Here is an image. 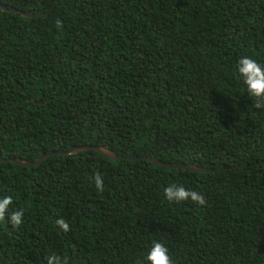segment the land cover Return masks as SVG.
Instances as JSON below:
<instances>
[{"label": "trees", "instance_id": "1", "mask_svg": "<svg viewBox=\"0 0 264 264\" xmlns=\"http://www.w3.org/2000/svg\"><path fill=\"white\" fill-rule=\"evenodd\" d=\"M55 0H0L47 12ZM60 21V26H57ZM264 65V0H59L42 17L0 9V264H264V107L237 62ZM201 167L168 169L141 159ZM103 178V191L94 178ZM204 195L164 197L170 184ZM64 219L70 231L56 224Z\"/></svg>", "mask_w": 264, "mask_h": 264}, {"label": "clouds", "instance_id": "2", "mask_svg": "<svg viewBox=\"0 0 264 264\" xmlns=\"http://www.w3.org/2000/svg\"><path fill=\"white\" fill-rule=\"evenodd\" d=\"M48 12L49 10L47 13ZM57 26H60V21H57ZM236 69L238 76L243 81L248 96L255 99V106L264 107V65H261L255 59L245 55L238 60ZM94 183L98 191L102 192L104 190L103 178L99 174L95 176ZM163 195L169 202L181 203L190 200L198 206H203L206 203L203 194L195 190H188L183 185L176 183L170 184L167 188H165ZM12 204L13 198L11 196L5 195L0 197V221L5 220L6 214L9 213V208ZM7 216L9 217L8 222L11 226L19 227L23 223L24 210H14ZM56 224L64 233L70 231L69 224L66 220L58 219ZM45 260L46 264H68L67 257H62L55 253L46 256ZM143 264H173V261L169 255V249L163 243L153 241L150 249L144 257Z\"/></svg>", "mask_w": 264, "mask_h": 264}, {"label": "water", "instance_id": "3", "mask_svg": "<svg viewBox=\"0 0 264 264\" xmlns=\"http://www.w3.org/2000/svg\"><path fill=\"white\" fill-rule=\"evenodd\" d=\"M59 0H56L55 3L53 4V6L49 9V11H51L52 9H54L56 7V5L58 4ZM0 9L4 12H8V13H14V14H21L24 18H38L40 16H43L45 14H47V12H43V13H33V12H29V11H22L16 8H8L6 5L0 3ZM89 150H94L97 151L98 153H100L101 155H103L104 157L110 159V160H114V161H122V160H126V159H132L130 157H126V156H119L115 151L107 148V147H103L100 145H86V146H79V147H74L68 151H57V152H51L48 154H45L44 156L40 157L39 159H37L35 162L31 163L29 161L20 159V158H12V159H2L0 160V165L4 162H13L16 165L19 166H36V165H40L44 160H46L48 157L50 156H54V155H60V156H69V155H75L78 154L80 152H85V151H89ZM141 159L147 160L149 162H152L158 166L164 167V168H168V169H188L190 171L193 172H197V173H213V172H217V171H224L226 169H236L238 167H245L244 165H240V166H233L230 168L227 167H217V168H208V167H201L198 165H194V164H176V163H165L162 162L154 157H149V156H144ZM264 163V161L262 162Z\"/></svg>", "mask_w": 264, "mask_h": 264}]
</instances>
